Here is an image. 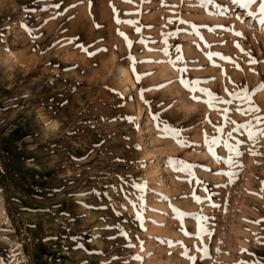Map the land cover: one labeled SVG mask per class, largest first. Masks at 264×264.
<instances>
[{
  "label": "rangeland",
  "instance_id": "obj_1",
  "mask_svg": "<svg viewBox=\"0 0 264 264\" xmlns=\"http://www.w3.org/2000/svg\"><path fill=\"white\" fill-rule=\"evenodd\" d=\"M214 4L226 14L200 0H0V264H191L179 243L161 241H182L196 264H264V138L253 143L246 128L232 132L264 116V91L252 96L255 114L242 115L236 109L248 103L229 95L264 82V27L248 15L258 3ZM177 55L183 61L173 65ZM181 79L202 81L233 103L213 109L199 92L193 101ZM224 108L235 124L225 126ZM37 110L60 121L56 133L45 134ZM154 114L183 129L186 146L161 138ZM228 132L230 143L245 141L234 158L242 167L223 162L230 155L223 144L214 146L220 161L205 144V133ZM169 157L196 165L195 178L173 171ZM226 171L236 173L234 183L218 174ZM172 207L208 218L206 258L194 238L199 222L173 218Z\"/></svg>",
  "mask_w": 264,
  "mask_h": 264
},
{
  "label": "snow or ice",
  "instance_id": "obj_2",
  "mask_svg": "<svg viewBox=\"0 0 264 264\" xmlns=\"http://www.w3.org/2000/svg\"><path fill=\"white\" fill-rule=\"evenodd\" d=\"M125 2H132V0H125ZM89 3H91V0H89ZM231 3L233 5H237L241 8H245V9H249L251 5L253 4H259L258 7V13H252L251 11L248 12L249 17L256 19L257 22L264 27V0H231ZM209 4H213L216 8H217V14L220 15H225L226 12L222 10L221 6L219 5H215L214 4V0H200V6L201 7H207V5ZM56 7H59V5H56ZM113 10L114 12L116 11L114 6H113ZM211 14V13H210ZM240 17H237V19H239ZM117 23H129L132 24L134 22L132 21H123L120 20L117 17L116 20ZM182 23H184L182 21ZM26 27V26H25ZM217 27H221L223 28L225 31H233L231 29V27H224V26H217ZM137 31H139V29H137ZM212 31H215V29H212ZM31 34V33H30ZM121 35H124L123 33H120ZM234 35L236 36H243V33L241 32H233ZM126 38V37H125ZM127 39V38H126ZM71 42V41H70ZM165 44H167V41L165 40ZM235 47H237L238 49H240L241 52H244V49L241 48V46L237 43L235 45ZM102 51H107L106 49H102ZM163 53L165 56L168 55V48L165 47L163 50ZM177 51L179 52L180 49L178 48ZM96 53H89V55H95ZM250 59H249V63L250 64H256L259 63V61L255 60L254 58H251V54L250 53H246ZM219 55V54H216ZM129 59L135 60L134 57H129ZM222 59H229L228 57H222ZM177 61H183V56L182 55H177L175 57L174 60H170L169 62L172 63L173 65L176 64ZM144 61H141V63ZM151 62V61H148ZM160 62V61H158ZM215 66V65H214ZM237 68H239L238 65H236ZM179 72L183 73L186 72L187 69L186 68H179L177 69ZM242 70V69H241ZM133 73L135 75V68L133 66ZM137 80L141 79L140 76H136ZM207 81H203V83H206ZM180 83L185 87V89H187L190 93H193L190 96V99H192L193 101H200L201 97L195 95L196 92L201 93L204 96H207L208 99L202 101L203 103L207 104L208 107L216 109V106L218 104H232L233 103V99H237L240 100L242 102H247L248 103V107L247 108H237L236 110L239 111L242 115L243 114H255V113H259L261 110L259 109L258 106H256L255 104L252 103V96L255 95L256 92L258 91H264V82H262L260 85H258V87L256 89L251 90V92L249 91V89L245 86L243 88H240L239 91L236 92H232L229 93V95L233 98V99H228L225 100L222 97H219L215 94H213L209 89L204 88V87H200L199 85L202 83V81L196 80V81H192L191 82V86L189 84V82L185 79H181ZM151 89H149L150 91ZM143 91H141V96L143 97ZM227 91V89H226ZM145 103H147V101H145ZM171 107V105H170ZM219 110V109H217ZM229 109L228 108H224L223 112L225 114L224 118H225V126L229 123L231 124H235V121H232L230 119H228L227 117V113H228ZM130 121L133 120L134 118L129 117L127 118ZM207 120V117H206ZM153 121L156 124L157 129L162 132V137L161 138H171L176 140V142L181 146L184 147L186 146L187 142L184 141L183 139H181V133L183 131V129H177L175 127H172L171 125H168L166 122H163L160 120L159 116L154 114L153 115ZM253 121L256 122V124H260V123H264V116H260V115H253V119L249 120L246 124H237L235 128L232 129V132L238 131L239 129H247V139L252 141L253 143H257L259 141L260 138H264V128H255L253 125ZM207 122L211 123L210 120H208ZM161 124H163V127H161ZM216 131L218 133L223 134L224 132V127H216ZM232 132H228L227 136L225 138L222 139L221 136H214L211 139H209L207 137V134L205 133V144L208 146L209 151L211 152L212 156L217 160L220 161L221 158L218 157L214 151V146L216 145H220L223 144L224 148L227 149V151L230 153L229 157L224 160L223 162L225 164L228 165L229 169H231L233 166L236 167H242V165H238L236 164L235 161V157H240L242 156L244 153L242 151H240V144L241 143H245V141H236V143H230L229 141L233 139L232 137ZM250 154L251 155H260V153L258 151H251L250 150ZM167 165L169 167L172 168L173 171L175 172H183L185 173L186 176L190 177V178H195V174L193 172V169L196 167V165L193 164H189L184 160L181 159H177V158H172L169 157L167 160ZM219 175H225L228 177V183H234V179L233 177L236 175L235 172L233 171H226V172H220L218 173ZM134 188H136L138 191L140 192H144L146 190V184L145 185H141V184H133L132 185ZM226 186V185H225ZM264 190V189H262ZM138 199H140L143 202V196L141 195L140 197H138ZM193 199L197 202V203H202V200L199 196L197 195H193ZM209 203L211 207H219V205H216L214 203L211 202V197H209ZM134 207L136 205H133ZM172 212L174 213V217L175 219L178 220H183L184 217H193L194 219H196L199 222V226L197 229V232L195 233L194 238L199 240L201 242V244L203 245L202 248H197V252L201 253V259H204L208 256V247L206 244L203 243L204 240V236L206 235H210V231L207 228V217H203V216H194V214L191 213H183L181 212L179 209H176L175 207H172ZM138 221H143L144 220V216H143V212L138 211L135 217ZM141 227H143V224H141ZM122 235L127 237V233H121ZM185 236L188 237H192L193 234L189 233L187 231L184 232ZM259 242V241H258ZM161 243H167L169 247H174L177 243H179L181 245V247L183 248V251L181 253V255L189 260L191 262V264H196L197 261V257L194 255H190L188 252V249L183 245L182 241H177V242H172V241H161ZM130 247H134V245H129ZM142 243H141V247H142ZM217 251H219V249H217ZM242 251H246V250H242ZM134 259L141 261L142 257L140 256H136L134 257ZM238 264H249V262L246 261H240L238 262ZM254 264H260L259 261H255Z\"/></svg>",
  "mask_w": 264,
  "mask_h": 264
},
{
  "label": "clouds",
  "instance_id": "obj_3",
  "mask_svg": "<svg viewBox=\"0 0 264 264\" xmlns=\"http://www.w3.org/2000/svg\"><path fill=\"white\" fill-rule=\"evenodd\" d=\"M36 122L43 125V131L45 134H54L60 128V121L57 119L47 116L43 110H37L36 112Z\"/></svg>",
  "mask_w": 264,
  "mask_h": 264
},
{
  "label": "trees",
  "instance_id": "obj_4",
  "mask_svg": "<svg viewBox=\"0 0 264 264\" xmlns=\"http://www.w3.org/2000/svg\"><path fill=\"white\" fill-rule=\"evenodd\" d=\"M5 139H6V137H3V138L1 139V143H2V144H3V142H4ZM21 191L24 192V193L27 194V195H31V194H33L32 191H31V189H30V187L28 186V184H23V186L21 187ZM37 193L41 194L40 191H38Z\"/></svg>",
  "mask_w": 264,
  "mask_h": 264
},
{
  "label": "bare ground",
  "instance_id": "obj_5",
  "mask_svg": "<svg viewBox=\"0 0 264 264\" xmlns=\"http://www.w3.org/2000/svg\"><path fill=\"white\" fill-rule=\"evenodd\" d=\"M122 74H123V76L125 77V80L126 81H129V78H128V75L126 74V72L125 71H122ZM130 82V81H129ZM160 170V169H159ZM158 175H159V171H158V168L156 169V175L152 178L153 180H156V179H158Z\"/></svg>",
  "mask_w": 264,
  "mask_h": 264
}]
</instances>
